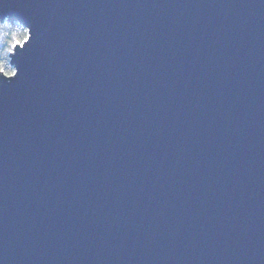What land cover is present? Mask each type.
<instances>
[{"label": "water", "instance_id": "obj_1", "mask_svg": "<svg viewBox=\"0 0 264 264\" xmlns=\"http://www.w3.org/2000/svg\"><path fill=\"white\" fill-rule=\"evenodd\" d=\"M3 264H264V0H3Z\"/></svg>", "mask_w": 264, "mask_h": 264}, {"label": "clouds", "instance_id": "obj_2", "mask_svg": "<svg viewBox=\"0 0 264 264\" xmlns=\"http://www.w3.org/2000/svg\"><path fill=\"white\" fill-rule=\"evenodd\" d=\"M3 0H0L2 3ZM33 37L31 25L0 9V82L17 76L19 66L13 57ZM0 264H3L0 261Z\"/></svg>", "mask_w": 264, "mask_h": 264}]
</instances>
